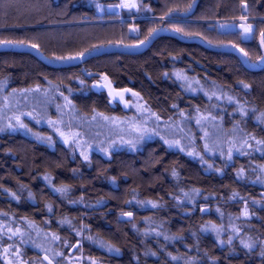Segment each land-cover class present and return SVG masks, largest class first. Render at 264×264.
Returning a JSON list of instances; mask_svg holds the SVG:
<instances>
[{"label": "trees", "instance_id": "1", "mask_svg": "<svg viewBox=\"0 0 264 264\" xmlns=\"http://www.w3.org/2000/svg\"><path fill=\"white\" fill-rule=\"evenodd\" d=\"M106 5L100 15L89 0H0V104L12 93L39 88L40 96L52 86L81 116L125 117L128 110L111 104L102 88H90L107 76L116 88L138 94L161 119L216 108L230 125L246 113L241 130L231 126L250 147L243 144L246 154L229 162L211 158L213 166L205 170V159L157 138L135 152L114 150L108 158L92 153L85 159L58 141L49 148L0 132V223L22 229L28 241L9 240L5 228L0 257L22 264H44L42 254L54 264H264V183L257 180L264 177V145L256 144L264 140V61L258 59L264 57V0H138L139 7L122 16L107 15ZM241 17L253 25L247 39L238 25L222 31L216 23ZM85 49L90 51L81 58L56 59ZM88 73L94 76L86 78ZM184 75L198 81L207 98L186 94ZM211 87L220 89L223 110ZM186 104L193 108L186 111ZM61 187L67 190L56 191ZM129 211L132 220L121 221ZM212 225L221 228L219 234ZM241 239L256 246L245 249ZM10 244L20 257L3 252ZM75 254L77 263L69 262Z\"/></svg>", "mask_w": 264, "mask_h": 264}, {"label": "rangeland", "instance_id": "2", "mask_svg": "<svg viewBox=\"0 0 264 264\" xmlns=\"http://www.w3.org/2000/svg\"><path fill=\"white\" fill-rule=\"evenodd\" d=\"M89 1L96 3V7L97 4L101 5L102 10L97 9L100 15L104 12L106 4L107 7L108 5L121 3V0L116 4L102 3L99 0ZM136 9L114 8L113 12H117L122 16L123 11H135ZM120 20H123V18ZM245 22L247 23V20L242 21L241 18L225 22L216 21L218 28L222 31L234 29L238 25V28H240L238 30H241L242 33L243 29L240 24ZM225 24L234 25V27H221V25ZM132 29L131 32H133ZM249 35L245 36L243 33L245 39ZM183 78L184 81H187L184 82L185 87H183L186 94L191 96L201 94L206 97L201 92L206 90L198 81L191 79L188 75H184ZM90 88L99 91L101 89L100 82L92 83ZM51 89H53L52 86H50L49 92L44 95L39 94L40 96L35 90L12 93L7 101L3 98L0 104V128L3 131L19 133L49 148H52L54 143L58 141L74 148L82 158H85V156L89 157L92 153L108 158L110 152L121 149L135 152L146 142L157 138L169 148L180 151L191 158L205 159L203 161L206 165L205 170L213 166L211 158L231 161L228 159L229 149H233L232 156L239 154L235 151L233 145L240 147L242 141H244L242 133L239 130V133L236 132V126L232 127L231 125L238 124L241 130L244 124L242 120L246 118V113H238L237 118L231 119L232 124L230 125H226L223 119L218 117L216 108L202 113L197 109L188 114L183 111H177L174 119L173 117L161 119L145 108L137 95L130 93L125 100L128 106L124 105L125 110H128L129 114L122 118L107 116L110 119L106 120V116H98L96 114L90 116L79 115L72 103L69 104L70 100L68 98L65 99V96L57 89H55L56 91ZM209 92H213L214 99L218 102L217 108L220 107L223 110L221 105L224 101L220 89L211 87ZM49 95H52L56 101ZM192 108V106L186 104L185 110L189 111ZM16 117L20 118L26 128L19 127ZM197 121H200V123H197ZM10 124L14 125L15 128H10ZM66 140L67 143L65 142ZM248 147H250L249 143ZM189 153H192V155ZM149 206L152 205L150 204ZM78 258L79 255L75 254L69 262L73 260L74 262L72 263H77Z\"/></svg>", "mask_w": 264, "mask_h": 264}, {"label": "snow or ice", "instance_id": "3", "mask_svg": "<svg viewBox=\"0 0 264 264\" xmlns=\"http://www.w3.org/2000/svg\"><path fill=\"white\" fill-rule=\"evenodd\" d=\"M111 7H113V8H126V9L131 10V9L138 8L139 5H138V0H121V3H119L117 5H114V6H111ZM191 7H192V5L190 4L188 6V8L191 9ZM244 8L245 9L247 8V5L246 4H244ZM97 9L98 10H102L101 5L97 4ZM241 20L242 21H246L247 20V17H241ZM221 27H234V25H227V24H225V25H221ZM240 27L243 29V33L245 34V36H247L248 34H251L253 32V25L252 24H248V23L245 22V23H241L240 24ZM132 31L135 32V31H137V29L133 28ZM154 31H156V30L155 29L152 30V32H154ZM152 32L149 33L150 36L152 35ZM260 35H261V38H262L261 39V43L264 44V31H262ZM3 43H6L7 44V43H11V42L10 41H4ZM143 43H144V41H141V44H143ZM31 47L38 48V45L33 44V45H31ZM88 51H90V50L89 49H85L84 51L77 53L75 56L56 57V59H58V60H75V59H78V58L83 57L85 55V53L88 52ZM241 51H243V50H241ZM244 54L247 55V53H244ZM258 59L261 60V61H264V57H260ZM103 79L107 82L106 86L109 88V95L110 96H113V93L115 92V90L111 88V82L108 81V78L106 76L103 77ZM244 87L245 88H248L249 85L245 84ZM3 88H4V82H0V92L3 91ZM36 90L39 91V88H37ZM23 91L28 92V91H32V90L26 89V90H23ZM125 91H127V90H125ZM116 95H119V97H120L121 100L124 99L122 93H116ZM134 95H138V94L134 93ZM113 98H115V96H113ZM4 99L7 101L8 100V97H5ZM65 99H67V97H65ZM229 99H231V97H229ZM69 104H71L70 101H69ZM125 106L126 107L128 106L127 103H125ZM261 116L264 117V113H262ZM15 119L17 120V122L19 124V127L26 128V125L22 121H20V118L19 117H16ZM105 119L107 120V119H110V118L105 117ZM111 119H114V118H111ZM197 123H200V121H197ZM9 127L10 128H13V129L15 128V126L14 125H11V124L9 125ZM0 131H3V129L0 128ZM62 135H63V133H62ZM253 139H254V137H253ZM65 142L67 143V140ZM247 143H248V141L247 140H244V141H242V144H241L240 147H236L235 145H233V148L239 154L245 155L246 153H244V151H243V144H247ZM256 144L257 145H264V140H256ZM181 150H183V149H181ZM232 150H233L232 148L229 149V153H228V159L229 160L232 159ZM256 150L257 151H261L262 149L257 148ZM189 154L192 155V153H189ZM85 159H88V157L85 156ZM261 171H264V166H261ZM175 174L176 173L173 172V175H175ZM239 175L240 176L243 175V170H241V172L239 173ZM46 179H47V177H46ZM257 180L260 181L261 183H264V177L258 176L257 177ZM66 190L67 189L64 188V187H61V188L56 189V191H59V192H65ZM234 195H236V194L234 193ZM185 196H188V193H185ZM146 203L151 204L152 207H154V208L157 207V204L155 202H153V201H147ZM204 211H205V209L202 208L201 209V212H204ZM124 215L131 216L132 214L131 213H124ZM242 215L245 216V217H247L249 215L247 209H245L243 211ZM5 228L7 229V232L10 233V235H8V237H7L9 240H12L13 237L19 236L21 238V243H27L28 242L27 240L23 239L24 232H23L22 229L16 228L15 230H13L11 226H6V225H4L2 223H0V238H3V236L5 235ZM212 228L217 232V234H219V232L221 231V228H218L216 225H212ZM232 230H233V232H235L237 234L240 232V229L237 228V227H235V225H233V229ZM167 238L168 237H165V239H167ZM53 239L54 240L55 239H59V237L53 236ZM232 240H233V237L230 236L229 239H228V241H227V243L228 244H231L232 243ZM240 242H241L242 246L245 249H248V250H251V249H253L256 246V241L251 240V239H249V240L241 239ZM220 243L223 244L225 242L224 241H220ZM260 243L262 245H264V240H261ZM10 251H11V253H12L13 256L20 257L22 255L20 253V250L19 249L13 250V245H11V244L8 247H6V248L3 249V252L5 254L9 253ZM115 251L119 252V249H115ZM261 254L264 255V250H262V253ZM54 255L55 256H59V255H61V253L56 252V253H54ZM153 255H155V253H153ZM0 258L5 259L6 264H22V261L19 260V259L14 262V261L8 259L7 256H3V257H0ZM44 259L48 261V264H53L52 259H50L47 255H45ZM172 259L175 260V259H178V257H172ZM92 264H96V261L93 260L92 261Z\"/></svg>", "mask_w": 264, "mask_h": 264}, {"label": "water", "instance_id": "4", "mask_svg": "<svg viewBox=\"0 0 264 264\" xmlns=\"http://www.w3.org/2000/svg\"><path fill=\"white\" fill-rule=\"evenodd\" d=\"M111 6H114V5H108V6L106 7V14H107V15H112V14H113V10H114V8L111 7ZM193 9H194V6L188 11L187 15L191 16L192 13H193ZM174 16H176V17H182L183 14H174ZM238 29H240V28H238ZM93 76H94V74H92V73L85 74V77H86V78L93 77ZM103 77H105V76H103ZM103 77H100V78H99V82H100V85H101L102 90L105 92L107 98L109 99V102H110L111 104H113V103H117V104H119V105H121V106L124 107L126 97L130 94L131 90H130L129 88H116V87L112 84V82L110 81V79L106 76V77L108 78V81L111 82V88L115 90V92L113 93V96H115V98H113V96H110V95H109V88L106 86L107 82L103 79ZM125 90H127V91H125ZM116 93H122L124 99L121 100L120 97H119V95H116ZM261 195L264 197V192H262ZM203 209H205V211H204L203 213H205V212L208 211L207 208H203ZM132 218H133V215H131V216H127V215L121 214V215L119 216V219H120L121 221H130V220H132ZM78 247H79V244H78V243L74 244V245L71 247V249L69 250L68 254H69V255H72V254L77 250ZM45 255H46V254H42V255H41V260H42V262H43L44 264H48V261L44 259ZM47 256H48V255H47ZM48 257H49V256H48ZM49 258H50V257H49ZM50 259H51V258H50ZM53 264H54V263H53Z\"/></svg>", "mask_w": 264, "mask_h": 264}]
</instances>
